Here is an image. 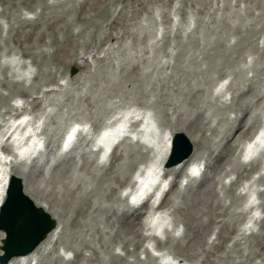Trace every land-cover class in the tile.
I'll use <instances>...</instances> for the list:
<instances>
[{"label":"rangeland","instance_id":"374dc122","mask_svg":"<svg viewBox=\"0 0 264 264\" xmlns=\"http://www.w3.org/2000/svg\"><path fill=\"white\" fill-rule=\"evenodd\" d=\"M30 3L31 0H0V24L6 26V17H11L14 26L10 34L4 32L0 37V82L6 79L14 81L8 67L1 64L4 57L16 56L32 61L31 56L37 54L45 63L38 68L32 61L37 67V79L44 84L61 83V87L43 97L39 105L30 110L33 115H43L41 122L50 142L37 159L28 164L17 163L14 169L23 173L26 179L28 177L26 183L32 197L55 210L61 222H67L74 231L77 243L86 244L80 256L70 264H101L102 260L107 261V251L112 250L132 230L119 231L115 238L111 236L106 215L110 217L112 210H121L123 205L117 196L123 186L109 180L104 185L107 195L104 190L85 193L90 188L87 179L90 170L95 169V159L83 145L61 155L57 148L59 134L67 126L68 114H74L80 122H89V115L113 105V96L125 92L132 81L146 73H151L153 83L144 88L138 83L140 86L132 92L133 95L146 96L159 87L157 84H170L181 91L185 102L190 100L199 108L203 103L208 106L203 108L206 110L204 120L192 131L190 128L187 130L185 121L181 119L183 111V116H179L180 110H177L168 112L165 119L159 114L156 117L163 121L160 122L162 128L166 127L164 122L170 121V129L183 130L195 140L194 146L198 152H204L207 165H214L212 176L216 181L211 194L214 199L216 195L223 196L224 182L219 178L226 172L231 173L236 156L231 152L215 158L225 146L221 137L225 129L213 114L217 101L210 94L211 86L208 82H199V78L204 76L199 71L205 67L202 52L217 40L225 43L229 68L220 77L214 73L213 79L228 80L226 82L231 85L226 96L229 101L232 99L234 107L240 103L249 105L247 115L263 117L264 0H74L69 17L73 34H61L59 20L44 26V20L33 19L30 11L22 9L24 4ZM84 55L88 56L85 62L78 59ZM74 59L77 66L72 64ZM232 68L238 69L240 76L234 77L230 73ZM72 70L77 74L68 80ZM100 112V121L109 118ZM235 114L229 112L228 117L232 118ZM69 159L74 163L65 173L62 165ZM261 169L262 164L253 161L241 177L231 174L234 179L228 186L238 194L241 185L253 174L264 171ZM261 176L251 183L258 191L257 197L263 207L264 173ZM66 184L74 191L69 197ZM199 191L193 188L176 214L188 236L186 240L180 238L181 252L176 253L167 246L163 249L181 260L180 264L201 260L199 264H264V207L259 209L263 217L253 233L239 234L244 221L240 208L232 205L226 197L228 208L218 206L212 215L213 222L207 225V212L200 203L203 197ZM173 199L174 189L166 197L169 203ZM169 203L164 206L169 207ZM81 208L85 212H81ZM236 217L239 221L235 223ZM200 224L206 229L199 240L194 241L196 237L191 235L190 229ZM224 224L228 227L221 233L225 239L208 243ZM236 236L239 242L235 241ZM141 251L142 248H139L131 253L129 263L146 261L148 257ZM47 258L52 261L55 256L52 253ZM116 264L125 262L119 260Z\"/></svg>","mask_w":264,"mask_h":264},{"label":"bare ground","instance_id":"6f19581e","mask_svg":"<svg viewBox=\"0 0 264 264\" xmlns=\"http://www.w3.org/2000/svg\"><path fill=\"white\" fill-rule=\"evenodd\" d=\"M74 0H51V2H48V0H31L30 4H24L23 9L28 10L34 14L35 19L38 20H44L42 24L44 26H47L48 24L58 21L61 23V29L60 33H70L72 32V26L69 23V17L72 12V4ZM7 24H9L7 31L8 34H10L13 30V22L12 18H6ZM2 28L0 26V36L2 34ZM80 32V31H78ZM56 36H53V39H55ZM71 38V36H69ZM68 38V39H69ZM1 40V39H0ZM227 54H228V48L225 45V43L221 40H217V42L212 45L208 50H204L202 52V60L205 62V67L203 69H200L199 73L204 75L199 78L200 84L207 83L209 86H211V90L214 87V85L217 83L216 79H213L212 75L214 73L218 74V77L221 75H224L226 72V69L228 67L229 60H227ZM86 57V56H84ZM82 57V59L84 58ZM227 58V59H226ZM31 59L33 62H36L39 66H43L45 63L43 60L38 59L36 55L34 57L31 56ZM6 63H9L11 67L15 68L16 74L21 77L28 79L31 76V68L27 67L25 69H21L20 61L18 59H9L6 61ZM199 62H197L198 64ZM73 64L77 65L76 59L73 60ZM234 77L240 76V71L236 68H232L230 72ZM5 79V78H4ZM77 79V76H76ZM204 80V81H203ZM140 83L143 88L147 85H150L153 83L151 73H146L141 78L134 80L131 87L125 91L127 93L119 92V95L117 97L116 103L118 106H121L120 112L124 114V109L129 107H134L136 111H130L128 114L131 118L138 117L141 120L145 118V113H140L138 111L144 110V111H153L157 112L161 115L163 119H165L167 112H175L178 109L183 111L184 117L181 118L185 121V127L187 130L192 131L197 125L200 124L202 119L204 120L205 114H206V107L203 103V105H199L200 108L191 103L188 96V103L184 101V96L181 93L178 88L172 87L173 85H166V86H160L161 84H157L159 86L157 89H155L152 94L151 98L148 99L145 96L139 97L138 95H133V93L136 91L137 87L140 86ZM1 90H0V120L2 123L0 124V139L5 138L8 134L12 135L22 124L17 123L15 121H11L12 117L14 118L16 115H18L19 111L21 109H25L27 106H25V103H20L21 101L15 100L13 104H9V100L12 97V95L19 93V94H30V93H42L43 95L47 96L50 91L48 88L43 89V85L40 83H37V81L34 83H31L29 85H24L23 83H14V82H0ZM231 84H229L230 86ZM3 90H6L8 93L4 94L2 93ZM133 91V93H131ZM226 89H223L222 92H220L221 95L225 94ZM183 92V91H182ZM185 93V92H184ZM130 94H132V97H130ZM187 94V93H185ZM212 95V92L210 93ZM218 94L217 96H214L216 98V101H220L221 95ZM134 96V97H133ZM115 97V96H113ZM187 99V97H186ZM39 96L34 95L31 100L28 102L29 104L36 105L38 104ZM216 103L214 106L213 114L215 118L223 124L225 131L221 133L223 141H225V146L223 147L222 153L216 155L215 158L219 159L223 155H227L228 153L234 155L235 152L238 149V142L241 140H247L255 130V128L258 125H262L257 117L253 115H248V108L249 105H245L240 103L238 107H234L232 105V101L229 102H222ZM26 102V104L28 105ZM185 106H188L187 108ZM205 108V109H203ZM100 111H97L93 113V116H98ZM229 112H236L240 115V117H233L229 118L228 113ZM100 114H108L109 116L113 114V110L111 108L104 109L100 112ZM91 116V115H89ZM124 116V115H123ZM122 116V117H123ZM183 116V115H180ZM92 117V116H91ZM121 117V118H122ZM246 117V118H245ZM19 119V118H18ZM99 118L92 120L90 124V127H93L95 129H98L101 125L100 122H98ZM77 122V121H76ZM132 125L134 127L138 126V123L133 122ZM167 126H170L167 123ZM234 126V127H233ZM147 128H149V124L146 125ZM233 127L231 132L228 135L229 130ZM123 126H119V130H122ZM80 132H83L85 129L88 130V127H80L78 128ZM44 128H42V133H44ZM173 132H169L162 142L159 144V150H158V161L157 163H152L149 166V169L142 175H140L138 180H135L134 182L131 181V172L135 169L136 165L140 163H147L148 156L146 152H142L140 148L133 147V146H124L123 144L120 147L116 148L113 153L111 154L110 164L107 166H104L100 169L96 168L93 171L90 170V179L88 180L90 184L89 190H87L85 193H95V191H102L104 190L105 194L107 195L108 192L105 190L104 185L107 181L112 180L115 183H119L121 185L124 184L126 187H133L135 189L132 201L138 202L142 200L143 198L147 197L152 193L151 189L154 185H156L155 189H162L164 186L163 181L160 178L159 172L162 168L163 174L162 177L172 178V185L173 187H176V191L174 192L175 201H172L170 203V207L166 210L168 211L167 214L154 216L153 214L150 215V217H146L145 220L142 222L139 219V214L132 212L128 209H126L124 206H122L121 210H112V213L110 217L106 215V223H107V229L111 236L115 238L117 232L123 231V230H132L130 234H128L126 237H124L119 243H117L116 247L120 250V252H115L114 250H108V258L107 261H101V264H116L119 260L125 262V264H130L127 261L126 256H129L131 253L136 251L140 243L143 241V237L146 236L143 234L142 230L145 227H157L160 224L164 223L166 224L171 216L173 217V224L177 226L179 222H181L180 218L176 215L179 213L181 209V204L184 203L193 188L199 189V195L203 197V200L200 201V203L204 206L207 212L208 217V223L213 222L212 215L215 213V209L220 206L223 208H228V205L225 203V198L227 197L229 199V202L232 205H237L239 208L243 205L242 198L240 195H237L236 193L231 192V188L224 186L223 187V196L218 197L219 195H216V198L212 196L211 194L212 186L214 181H216L215 177L212 176V173H215L214 171V165L212 167L208 166L204 160V153L202 150H199V152L194 151L192 156L186 159L182 162V164L170 168L165 169L163 167L165 161L167 160L168 154H169V144L171 141V136ZM187 137L191 140V142H195V140L188 136ZM255 139V138H254ZM250 140L247 149V154L252 153L258 144H260L263 139L259 137L256 140ZM79 140H77L76 143H79ZM201 140V139H200ZM90 142V141H89ZM88 142V143H89ZM199 142V141H198ZM41 145V142H31L29 145H27L23 149V153L25 155L32 154L36 149H38ZM2 149L10 153L9 146L4 144L2 145ZM244 154L246 153L245 150H243ZM123 153V154H122ZM202 161L205 164V168H207V171L204 173V177L200 182L196 184H186L182 190L177 189V180L180 178L187 177V173L189 169L195 165H197V168H200V164ZM118 162V164H117ZM73 160L69 159L65 161L62 165V170L65 171V173L72 167ZM87 163V162H86ZM242 170H244V166L239 162L235 161L234 166L231 169V173L235 174L237 177L242 175ZM19 175L23 178L25 184L28 180V177L26 179V176L24 174L16 173L12 170L7 171L6 169H3V178L0 180V204L4 199L5 195V189L7 187L8 178L11 175ZM226 175V174H225ZM225 180V177L223 178ZM65 190L67 191L68 197L72 195L73 188L69 185H65ZM26 194H28L31 199L33 200L32 196L30 195L27 185H26ZM104 192L102 195H104ZM120 202H125V199H121L118 197ZM36 206L42 207L46 212H48L52 217H54L56 220L58 219L56 214L54 212H51L45 205L40 204L39 202L33 200ZM123 205V204H122ZM252 206V205H250ZM253 208V207H250ZM99 209V208H97ZM96 209V210H97ZM109 209V207H108ZM225 210V209H224ZM81 212H85V210L81 208ZM209 213V214H208ZM251 214V212H250ZM109 218V219H108ZM239 221V217H236L234 219V222L236 223ZM250 218L247 224H250ZM115 223L118 225L115 226ZM248 225H246L247 227ZM99 226L96 227V230H98ZM106 229V230H107ZM206 229V226L204 225H197L195 229H190L191 235H194L195 240H199V236L201 233ZM223 229H228V227L224 224L220 230H218L216 234V240H224V236L221 234ZM105 230V231H106ZM189 233V237H190ZM181 238L183 237L184 240L188 236H186L185 230L182 234ZM110 237V236H108ZM4 238V234L0 232V247L2 246V240ZM146 239V238H145ZM236 242H239V237L237 236ZM160 244L166 245L169 249L175 251L176 253H180L181 248V240L180 238H175L170 233H167L165 238L163 240H159L155 246L160 247ZM104 245H102L103 247ZM129 246L133 248L131 251L129 249ZM59 247L64 249V252L59 253ZM86 244L84 242L77 243V241L74 239V231L72 228L68 225L66 222H61V227L59 228V224L57 222V226L55 230L47 237V239L30 255L26 257H20L13 259L9 264H69L70 260L65 259V255L67 253H72L74 257H79V251L82 248H85ZM105 251L107 249H104ZM149 252V250L144 249V252ZM145 252V253H146ZM1 253V250H0ZM54 253L56 256L52 261H49L47 258L50 254ZM121 253H124L123 255ZM170 253V252H168ZM171 254V253H170ZM198 262H202L198 261ZM181 261H176L171 264H179ZM142 264H157L154 263L152 259L148 256V259L146 262Z\"/></svg>","mask_w":264,"mask_h":264},{"label":"water","instance_id":"95a60500","mask_svg":"<svg viewBox=\"0 0 264 264\" xmlns=\"http://www.w3.org/2000/svg\"><path fill=\"white\" fill-rule=\"evenodd\" d=\"M15 232H16V233H15ZM13 233H14V234H18L17 231H14Z\"/></svg>","mask_w":264,"mask_h":264}]
</instances>
